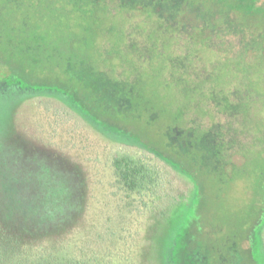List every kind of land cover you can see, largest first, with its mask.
<instances>
[{
  "label": "rangeland",
  "instance_id": "1",
  "mask_svg": "<svg viewBox=\"0 0 264 264\" xmlns=\"http://www.w3.org/2000/svg\"><path fill=\"white\" fill-rule=\"evenodd\" d=\"M102 8L93 65L138 83L159 119L148 126L145 113L116 124L51 93L52 73L19 71L48 88L0 93L1 245L9 258L164 264L172 236L179 231L181 240V225L191 228L189 248L220 246L233 233L240 240L264 172V38L222 21L218 34L208 29L194 39L203 34L195 17L171 33L150 26L139 10L115 2ZM223 100L233 107L222 108ZM170 124L221 134L225 160L241 168L201 170L195 186L146 146L162 149ZM121 128L136 140L114 134ZM116 157H129L144 174L135 188L117 174ZM243 173L249 177L239 178ZM261 237L264 248V228Z\"/></svg>",
  "mask_w": 264,
  "mask_h": 264
},
{
  "label": "trees",
  "instance_id": "2",
  "mask_svg": "<svg viewBox=\"0 0 264 264\" xmlns=\"http://www.w3.org/2000/svg\"><path fill=\"white\" fill-rule=\"evenodd\" d=\"M107 2H115L122 9L144 12L154 21L160 20L162 15L165 21L181 24L195 17L202 23L199 30L202 33L210 29L218 34L221 23L226 22L236 24L242 32L254 33L252 37L264 38V1L261 0H0V93L12 90L41 92L48 88L42 86L44 82L40 84L36 79L27 82L19 71L35 70L45 76L52 73L50 92L65 98L76 108L110 115L118 122L116 124L130 116L136 118L147 113L143 116L146 125H154L160 116L155 109L156 103L137 87L138 83L113 77L93 65L92 49L98 35L96 24L103 22L101 12L105 9L101 7ZM99 7L101 11H95ZM167 30L175 31L171 26ZM192 37L202 39L204 33ZM57 74L62 77L55 76ZM217 104L222 105L219 100ZM222 108L229 106L225 104ZM178 126L168 125L163 136L174 135V128L181 127ZM122 129L114 134L127 141L136 140L126 133L127 129ZM166 137L161 143L162 149L150 144L146 146L171 166L188 176H195L186 146L181 154H176L172 141L168 138L167 143ZM114 165L130 189L139 184L138 176H144L129 157H116ZM180 228L183 231L181 240L177 230L164 254V264H194V253L205 248L201 243L186 247L185 238L191 228L182 225ZM8 254L0 243V264H80L76 260L55 259L50 254L32 258H9Z\"/></svg>",
  "mask_w": 264,
  "mask_h": 264
},
{
  "label": "flooded vegetation",
  "instance_id": "3",
  "mask_svg": "<svg viewBox=\"0 0 264 264\" xmlns=\"http://www.w3.org/2000/svg\"><path fill=\"white\" fill-rule=\"evenodd\" d=\"M158 19L160 20H151L152 23H149V25H157L161 31H164V29L167 31L168 27L171 26L172 30H175L172 33L178 32L179 26H181L178 22L173 23L163 20L162 15ZM225 24L230 25L226 22ZM100 25L96 24L98 30ZM153 56L156 55L152 53L150 58ZM226 105L227 107H233L230 104ZM240 106L241 104L239 103L235 108L239 109ZM184 131V129L174 128L175 134L165 137L167 143L168 138L172 141L173 151L176 154H181L184 150L183 148L186 146L188 161L191 163V169L195 171L193 173L195 176L190 175L189 177L194 181L195 186H198V182L196 183L197 172H201V170L206 169L215 174H222L225 170L229 171L241 168L243 163L236 164L225 160L226 149L228 147L224 136L221 134L216 135L212 133L210 128L197 130L190 127L187 129V132ZM262 159L264 163V157ZM244 177L249 176L244 175V173L239 176V178ZM256 178L261 188L259 192L252 193L254 194V206L253 210L250 208V214L247 213L246 216L248 218L242 226V230L244 231L243 237L237 240V236L234 233L226 235L222 237L223 240L220 246L212 245L211 247H205L200 251H196L193 255L194 264H262L264 259V248L261 237V231L264 228V172L260 173ZM248 193L251 195V191Z\"/></svg>",
  "mask_w": 264,
  "mask_h": 264
}]
</instances>
